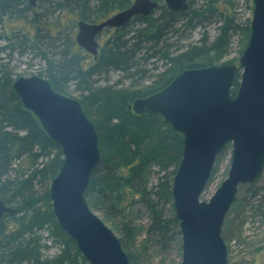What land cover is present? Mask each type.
<instances>
[{"label":"trees","instance_id":"trees-1","mask_svg":"<svg viewBox=\"0 0 264 264\" xmlns=\"http://www.w3.org/2000/svg\"><path fill=\"white\" fill-rule=\"evenodd\" d=\"M133 1L41 0L33 7L29 0H0V26L5 28V23L19 19L29 23L27 30L0 32V197L16 209L15 214L0 218V264H89L75 241L59 226L52 208L50 185L62 167V150L13 88L19 78L12 66L14 57L29 51L45 61L44 78L56 91L67 95L69 87L75 86L78 100L98 130L101 160L86 192L91 209L101 211L110 220L115 213L141 203L151 217L146 229L148 237H155L162 249L181 243L172 190L183 157L184 137L160 114L137 115L130 106L138 98L160 92L186 69L221 65L233 38L240 34L247 40L242 55L250 38L251 20L245 25L240 23L235 12L237 0H206L199 8L188 0L189 10L179 13L172 12L165 0H154L160 4L157 10L114 29L96 58L80 48L73 32L77 21L101 22L129 8ZM248 1L253 11V0ZM46 3L52 13L63 15L71 11L77 18H69L59 27L46 22L44 17L48 14L42 10ZM218 23V34L213 39L206 36L202 44L186 49L181 46L196 29ZM213 55L211 64L195 62ZM159 62L166 70L152 75L158 66L154 70L147 67ZM111 73L134 78L137 84L142 80L151 83L133 91L119 87V82L99 94L95 78ZM240 81L238 69L233 95ZM153 167H159L163 175L158 184L148 187L147 178ZM263 175L264 171L246 186L254 195L261 193L252 209L264 217V187L257 188ZM229 215L230 219L232 214ZM240 215L235 213L230 222L239 233L245 225ZM227 222L228 216L224 227ZM48 227L54 229L52 244L58 246L54 253L49 252L51 245L42 238ZM223 236L227 239L224 228ZM127 254L133 264L131 254Z\"/></svg>","mask_w":264,"mask_h":264},{"label":"water","instance_id":"water-1","mask_svg":"<svg viewBox=\"0 0 264 264\" xmlns=\"http://www.w3.org/2000/svg\"><path fill=\"white\" fill-rule=\"evenodd\" d=\"M40 1L29 3L36 7ZM253 1L250 38L238 65L186 69L160 92L130 106L137 115L160 114L184 137L172 190L182 237L181 264H229L225 220L240 186L255 182L264 171V0ZM165 4L176 13L190 7L188 0H165ZM158 7L154 0H134L102 22L80 20L76 42L97 57L99 38L106 30L119 29L136 16L148 17ZM238 69L241 81L233 95ZM13 88L62 150V167L50 185L59 226L89 264H131L121 239L86 197L101 150L98 130L80 101L56 91L38 75L17 78ZM228 144L233 146L228 176L205 201L202 195L216 160ZM15 213L0 197V218Z\"/></svg>","mask_w":264,"mask_h":264},{"label":"rangeland","instance_id":"rangeland-1","mask_svg":"<svg viewBox=\"0 0 264 264\" xmlns=\"http://www.w3.org/2000/svg\"><path fill=\"white\" fill-rule=\"evenodd\" d=\"M190 1L194 8H199L205 3L206 0ZM49 8V3H46L42 10H45V13L48 15L44 18L46 22L54 23L58 27L67 23L69 18H77L76 14L71 11H66L63 15H60L59 13H52V10ZM235 12L240 19V23H243V25H245L248 20L252 21L253 11L251 2L248 0H237ZM219 26L220 25L218 23L212 24L206 28L196 29L192 32V34H190V39L182 41L181 46H184V49H186V46L188 47L191 45L202 44L201 40L206 36L210 39H213L218 34ZM28 27L29 23L24 19H19L16 21L13 20L11 22L5 23V28L1 25L0 32L3 30V32L11 33L15 30H27ZM56 28L54 29L55 33L58 31ZM73 32L76 36L77 27L73 29ZM31 33H34L33 28H31ZM111 33L112 31L107 30L99 38V43L102 47L105 45ZM246 41L245 35L243 36V34L235 36L233 38L232 45L229 46L226 51L228 55H226V57L222 60L221 65L229 64L234 60V63L238 65L241 57V49ZM213 58L214 55L201 58L195 62L200 65H208L213 62ZM90 59L91 58H89V60ZM12 66L16 67L15 72L19 77L38 75L44 78V72L47 68L45 61L37 56V54L30 51L22 56H15ZM157 66L159 69L154 70V67ZM152 68L154 71H151V74L157 76L164 73V70H166L167 67L163 66L162 62H159L156 66L150 64L147 67L149 70ZM133 80L134 78L132 79L127 76H122L118 73H111L109 76L97 77L94 81L97 82L95 87L99 91V94H102L101 92L103 90L110 86H114L119 82H121L119 87L128 88L131 90L141 89L140 87L142 85L151 83L149 81L142 80L139 81L140 83H138V85ZM74 91L75 86H70L67 96L80 99L79 93ZM232 150V144H228L218 156L212 178L207 185L204 194L202 195L203 200L208 201L214 195L218 187H220L223 181L227 178L232 160ZM162 175L163 172L159 169V167H153L147 178L148 187L158 184ZM263 187L264 175L257 184V188L259 190ZM259 195H254L251 191H249L248 186L241 185L236 197V202H234V205L227 215L228 224L224 227V233L226 236L225 238H227L225 241L228 247L229 264H236L238 262L242 264H264V217L256 214V212L252 209V205L257 204V202L260 200L261 195ZM94 212L114 231V233L121 240H123L127 253L131 254L133 258V264H181L182 237L181 243L177 244L176 242V244H169L166 248L164 247L162 249V244H159L155 237L149 238L146 234V229L151 223V217L147 209L141 203H137L127 210H122L121 212L115 213L113 218L110 220L106 219L101 211L95 210ZM235 213L241 214L240 217L242 220H245V225L242 227L241 233H239L238 229L230 225V222L233 218L232 216L235 215ZM229 214H232L230 219ZM42 236L44 243L51 245L49 252H56L58 246L52 244V238L55 236L54 229L52 227H48L46 231L43 232ZM228 237H230V240H228ZM258 250H261V252Z\"/></svg>","mask_w":264,"mask_h":264},{"label":"flooded vegetation","instance_id":"flooded-vegetation-1","mask_svg":"<svg viewBox=\"0 0 264 264\" xmlns=\"http://www.w3.org/2000/svg\"><path fill=\"white\" fill-rule=\"evenodd\" d=\"M114 29H111V31H113ZM101 48H102V46L100 45V49H99V52H100V50H101ZM85 52H87V51H85ZM88 53V52H87ZM90 56H92L93 57V55H91L90 53H88Z\"/></svg>","mask_w":264,"mask_h":264},{"label":"bare ground","instance_id":"bare-ground-1","mask_svg":"<svg viewBox=\"0 0 264 264\" xmlns=\"http://www.w3.org/2000/svg\"><path fill=\"white\" fill-rule=\"evenodd\" d=\"M157 10V9H156ZM63 94V93H62ZM64 95H66V94H64Z\"/></svg>","mask_w":264,"mask_h":264}]
</instances>
